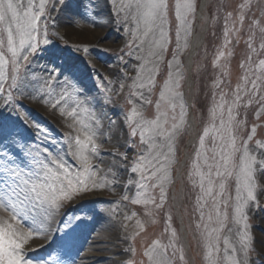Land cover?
<instances>
[{"label": "rangeland", "instance_id": "rangeland-1", "mask_svg": "<svg viewBox=\"0 0 264 264\" xmlns=\"http://www.w3.org/2000/svg\"><path fill=\"white\" fill-rule=\"evenodd\" d=\"M39 2L40 0H35L37 5ZM174 2L175 0H169L168 27L171 43L166 51L159 53L161 59L157 61L154 56L149 55L150 42L154 37L152 34L143 37V24L141 23L137 30L136 21L131 17L127 21L123 19L125 11L120 12L118 16L114 15L117 6L124 7L132 4L134 11L135 0H100L99 3L97 0H81L79 10L85 13V16L76 17L78 22L72 24L69 23L68 9L61 11L57 0H47L45 17L41 19L40 26L41 32L46 27L47 38L51 43L43 46L47 51H40L35 57H30L32 60L30 66L21 61V64L25 65L20 69L21 76L24 77L27 73V78L24 80L27 85L24 90L27 94L21 96L18 91L7 89V83L5 84V88L11 90L13 95L22 100L25 105L21 115H26L28 124L33 125L25 132L26 136H34V139L30 141L32 150L42 151L47 146L53 150L54 154L61 148L66 151V140L69 136L80 135L83 138L81 122L95 126L96 121H100L96 114L98 109L96 106L102 104L106 109L113 111L122 130V136L119 143L115 145H108L104 141L97 143L100 151L97 155H90V161L93 164V158L96 159L99 156L108 164V168L103 170L93 168L97 178H104L105 187L74 195L71 204H66V207L61 210V215L64 211L67 212L63 219L71 223L69 228L64 229L63 225L59 224V217L57 219V225L60 227L58 243L51 249L34 255L35 258L48 257L51 253L50 258L55 260L61 251L64 252L65 248L72 246V255H75L77 260L80 253L84 252L81 245L79 246L84 240L82 237L89 239L91 235L93 236L97 231H91L89 227L95 226L99 216L108 215L118 234L115 247L119 251L114 256L118 259L116 264H127L128 260H132L133 264H150L145 252L150 249L153 241H159L161 245L167 246L170 264H207L205 259L207 232L213 228L218 229L213 234V243H216L215 237L219 238V250L212 251L214 264H232L233 259L237 261L241 259V229L244 222L241 221L239 224L236 222L235 183L231 178L227 181V190L222 199L227 200L228 205L225 208L223 203H220L219 220L211 199L207 197L201 201L204 205L202 219L201 209L197 205V197L202 195L199 186L200 176L195 173L193 162L196 160L195 152L199 147V137L203 134L204 128L208 127L209 137L206 138V146L201 150L202 155L199 161L200 171L207 175L209 169L204 163V157L205 155L209 157L208 164L213 163L211 136L215 133L212 124L215 123L218 126L220 119V110L217 109L218 115L213 121L210 109L213 107L214 97L217 104L221 102V93H224L225 120H227V107L229 105L234 107L233 134L237 138V143L247 141L249 135H254V139L248 141L250 149H256L259 143H264V115L257 116L260 105L255 103L250 105L248 97L243 92H241V101L238 104H232L237 86L241 88L244 86L245 76L253 79L260 76L264 79V70L259 68V61L264 59V47H261L264 45V0H208L201 20L198 17L201 0H196L195 18L189 17L191 35L187 38L188 46L178 53V67L182 74L179 88L182 101H175L177 103L175 114L179 120V104L183 102L186 111L185 123L173 142L175 162L170 168L171 182L165 185L166 202L162 208H156L155 204L160 202L159 187L140 189L136 186V182L155 184V180L140 181L139 173L130 172L133 158L143 154L147 146L141 143L139 135L136 137L129 135L130 129L125 125L124 120L134 107L141 114L135 122L156 118V103L160 99L159 94L167 79L168 62L172 60L173 52L176 50L177 22L174 15ZM24 3L27 4V0H24ZM71 8L75 10L77 4L73 2ZM106 24L109 34L114 36V41L108 45H106L108 36L100 39L97 44L68 33V30L73 28L101 29ZM226 28L229 30L227 44L224 36ZM133 31H136L135 36ZM196 35L200 36L201 43L192 59V65L190 63L189 66L188 57ZM85 47L88 49L87 52L83 51ZM53 49L60 54L56 64L66 66L64 64L67 62L76 65L77 75L82 76L88 88L91 89L87 93L88 97H94L98 105L81 103L85 98L77 96L75 85L71 81L64 83V77H60L59 80L49 79L52 75L48 71L52 67L49 63V53ZM221 51L224 52V56L217 60ZM6 56L10 59V53H6ZM137 57L143 59H137ZM144 60L148 61L147 67L158 65L156 83L151 91L147 87H134V82L137 85L143 82L137 79V75ZM176 68L177 66L174 65L173 72ZM89 75L92 79L88 78ZM143 75L144 73L141 72V76ZM46 79L49 80L48 85L44 83ZM217 82H219L218 87ZM94 84L98 87H93ZM248 87L250 88L251 85L249 84ZM65 92L68 93L65 101L59 107L53 108L52 105ZM44 93L50 94L44 95ZM139 93L143 94V99ZM258 95L264 96V86L260 88ZM146 100H150L151 103H146ZM2 103L3 101L0 100V104ZM38 104L43 108L39 109ZM60 108L65 110L63 114ZM73 109H76L75 119L67 115V112ZM163 111L169 112V122L165 128L170 130L172 113L167 105L161 103V112ZM36 125L40 128L39 132ZM253 127L256 128L255 134L252 133ZM156 143H164V138L157 137ZM163 150L167 151V148ZM117 152H127L128 161L110 155ZM69 164H72L71 159ZM211 178L215 182L214 191L218 192L219 178L215 176L214 168ZM129 181L133 183L129 184ZM205 185L207 186L206 181ZM137 192H143L145 198H154L155 203H132L137 198ZM93 193L99 194L100 199L93 200L90 197ZM125 196L128 199H124ZM220 199L218 197V200ZM258 204L259 207L252 203L245 209L248 217V232L254 249L249 251V264H264V210H260L264 209V196L258 197ZM37 211L40 210L37 209ZM210 213L213 217L211 221L208 220ZM169 215L172 218L170 223ZM76 216L82 219L75 220ZM173 231L176 233L175 237L172 235ZM225 240L229 242L227 245ZM233 248L236 249L235 252ZM64 253L70 255V252L66 250Z\"/></svg>", "mask_w": 264, "mask_h": 264}, {"label": "snow or ice", "instance_id": "snow-or-ice-1", "mask_svg": "<svg viewBox=\"0 0 264 264\" xmlns=\"http://www.w3.org/2000/svg\"><path fill=\"white\" fill-rule=\"evenodd\" d=\"M73 2L77 4L75 10L71 8ZM97 2L99 3L100 0ZM46 3L47 0H40L38 5L35 0H27V4L24 3V0H0V100L3 101L0 104V208L10 213L7 219L0 220V264H78L75 257L69 256L63 251L57 255L55 260L50 258L51 253L48 257L42 258H30L29 253L45 248L55 238L56 233L60 232L59 225L55 229L52 228V223L58 215L60 216L59 224L63 225L64 229L69 228L71 223L63 219L67 212L64 211L61 215V210L66 207V204H71L75 194L105 187L104 178H97L93 171L95 166L90 161V155H97L100 151L96 143V135L103 126L99 121H96L95 129L81 122L83 138L80 135L69 136L66 140V151L61 148L54 154L53 150L47 146L42 151L40 149L33 151L30 141L34 139V136L25 135V132L33 125L28 124L26 115H21L25 105L22 100L13 95L11 90H7H16L21 96L27 94L24 90L27 86L24 83L27 73L22 77L20 69L25 65L30 66L32 62L30 57H35L40 51H47L43 46L51 43L47 38L46 27L41 32L40 26L41 19L45 17ZM57 3L61 11L68 9L70 24L78 22L76 17L85 16V13L79 10L81 0H57ZM173 7L177 22L175 29L176 50L173 52L172 60L168 62L167 79L159 94L160 99L156 103V118L141 119L139 122H135L141 114L134 107L124 120L125 125L130 129L129 135L131 137L139 135L141 143L147 146L143 154L133 158L130 172L132 174L139 173L140 181L155 180V184L136 182V186L140 189L159 187L160 202L155 204L156 208H162L166 202L165 185L171 182L170 168L175 162L173 142L185 123L186 111L183 102L179 104V120L175 114L177 109L175 101H182V93L179 91L182 74L178 67V53L188 46L187 38L191 35L189 17L195 18L197 2L196 0H175ZM169 10V0H135L134 11L133 5L127 4L124 7L117 6L114 15L118 16L120 12L125 11L123 19L127 21L131 17L136 21L137 30H139L140 24H143V37H148L149 34L154 37L150 42L149 55L159 61L161 59L159 53L166 51L167 46L171 43L168 27ZM133 35H136V31H133ZM228 35L229 30L226 28L224 33L226 44L229 43ZM129 46H131V42H129ZM83 51L87 52L88 49L85 47ZM6 53H10V59L7 58ZM49 56V63L52 65L48 69L52 74L49 79L59 80L60 77H64V83L67 84L71 81L75 85L76 95L85 98L81 103H93L95 98H90L87 95L91 89L88 88L83 77L77 75L76 65L67 62L64 64L66 66L56 64V60L60 59V54L54 49L49 53ZM222 56H224L223 51L219 52L217 60ZM137 59L143 58L137 57ZM21 61L25 62V65H22ZM9 63L11 64L10 70ZM147 64L148 61L144 60L140 65L137 79L143 82L138 85L134 82V87H147L151 91L156 83L158 65L147 67ZM174 65L177 66L175 72H173ZM259 68L264 70V59L259 61ZM141 72L144 73L143 76H141ZM9 78L10 83H8ZM88 78L92 79L90 75ZM244 81L243 88L237 86L232 104H238L241 101V92H243L248 97L250 105L253 103L260 105L257 116L264 115V96L258 95L260 88L264 86V79L260 76H256L254 79L245 76ZM6 83L7 89L5 88ZM44 83L48 85L49 80L46 79ZM216 86H219V82ZM93 87L98 86L94 84ZM49 94L44 93V95ZM67 95V92L60 95L52 105L53 108L59 107ZM139 95L142 99L144 98L142 93ZM145 102L151 103L150 100ZM161 103L167 105L172 113L170 130L165 128L169 122V112H161ZM224 108V93H221V102L217 104L214 97L213 107L210 109L213 121L217 118V109L220 110V119L218 126L215 123L212 124L215 133L211 136L213 144L211 160L213 163L208 164L209 157L207 155L204 157V163L209 169L207 175L200 171L199 161L202 155L201 150L205 149L206 138L209 137V128L205 127L203 134L199 137V147L195 152L196 160L193 162L195 173L200 176L199 186L202 193L197 197V205L201 209V218L203 219L204 205L201 204V201L206 197L210 198L219 220L220 203L222 202L225 208L228 205V201L223 200L222 197L227 190V181L231 178L236 188L234 208L236 222L238 224L241 221L244 222L241 229L242 257L238 261L233 259L232 264H249V251L254 249L248 232V217L245 214V209L252 203L259 207L258 197L264 196V183H261L264 181V143H259L256 149H250L248 141H252L254 135H249L247 141L238 144L237 138L233 134L234 107L231 105L227 107V120L224 119ZM60 111L63 114L65 110L60 108ZM67 115L75 119L76 109L67 112ZM109 123L114 124L115 121ZM35 127L39 132V126ZM255 132L256 128L253 127L252 133L255 134ZM157 137L164 138V143L157 144ZM128 147H132V145H128ZM165 147L167 151L163 150ZM110 155L118 156L123 161L129 159L127 152L110 153ZM69 159L72 161L71 165ZM213 168L215 176L219 178L218 192L214 191L215 182L211 178ZM89 182H91L90 185ZM132 183L133 181H129V184ZM136 197L132 201L134 204L155 203L154 198H145L143 192H137ZM218 197L221 199L218 200ZM124 199H128V197L125 196ZM37 209L40 211H35ZM74 219L81 220L82 218L76 216ZM171 219L169 215V223ZM212 219L210 213L208 220ZM220 223L222 226V221ZM217 231L218 229L213 228L207 232L205 245L207 264H214L212 251L213 249L219 250L218 237H215L216 243H213V234ZM39 234H43L48 239V243L34 248L30 241ZM172 235L176 236L175 231L172 232ZM224 242L226 245L229 243L227 240ZM233 251L235 252L236 249L233 248ZM145 255H147L150 264H170L167 246L161 245L159 241H153ZM127 264H133V261L128 260Z\"/></svg>", "mask_w": 264, "mask_h": 264}, {"label": "bare ground", "instance_id": "bare-ground-1", "mask_svg": "<svg viewBox=\"0 0 264 264\" xmlns=\"http://www.w3.org/2000/svg\"><path fill=\"white\" fill-rule=\"evenodd\" d=\"M207 1L208 0L202 1L201 7L198 12L199 20L202 19ZM107 27L108 25L106 24L105 27L101 29L83 28L82 30H80V29L73 28V29H69L68 33L78 35L81 38H84L91 43H97V44L100 39L104 38L105 36H108L109 38L106 43V45H108L114 41V36H111L109 34V28ZM200 41H201L200 36L196 35L192 43L191 52L188 57L189 66H190V62L192 58L194 57L201 43ZM92 104L96 106V104L98 105V102L95 100ZM38 108L42 109L43 106L38 104ZM96 108H98L96 114L100 118L99 122L103 126L97 131L96 143L103 142V141L106 142L108 145H115L119 143L121 136H122V130L115 116L113 115V111L111 109L110 110L106 109L105 105L103 104L96 106ZM110 121H115V123L110 124L109 123ZM84 125H89V124L85 122ZM90 126L93 129L96 128V125L95 126L90 125ZM93 164H95V167L98 168V170H103V169L108 168V164L105 162V159L99 156H97L96 159L93 158ZM90 197L93 200L100 199V195L97 193L91 194ZM9 215L10 213H7L5 212L4 209L0 208V220L7 219ZM59 217L60 216L58 215L55 221H53L52 223L53 229H55L58 226L57 219H59ZM87 227H89V225H87ZM89 228L91 229V231H97V232H95L93 236L91 235L89 239H86L84 236L82 237L84 240H82L83 242L82 244H79V246L81 245L80 247L81 249L83 248L84 252L80 253L77 259L78 264H116L118 259L115 258L114 256L119 251L115 247L117 240H118V234H117L114 224L112 223V221H110L108 215L99 216V218H97V221L95 222V226H92ZM58 241H59L58 233H56L55 238L48 245H46L48 243V239H46L43 236V234L34 236V238L30 241L32 247L35 248L41 244H45L46 247L39 251L29 253L30 258H35L34 255L44 250L51 249L56 243H58ZM70 248L68 249L65 248L64 252L66 250L70 252L69 256L76 257L75 255H72L73 247L70 246ZM61 258H64V257H61Z\"/></svg>", "mask_w": 264, "mask_h": 264}]
</instances>
